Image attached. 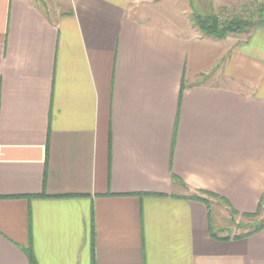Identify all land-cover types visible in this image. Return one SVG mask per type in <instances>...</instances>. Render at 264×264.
Segmentation results:
<instances>
[{
  "label": "crops",
  "instance_id": "crops-1",
  "mask_svg": "<svg viewBox=\"0 0 264 264\" xmlns=\"http://www.w3.org/2000/svg\"><path fill=\"white\" fill-rule=\"evenodd\" d=\"M152 1L0 0V264H264V231L217 241L188 198L258 210L264 24L180 35L133 16Z\"/></svg>",
  "mask_w": 264,
  "mask_h": 264
},
{
  "label": "trees",
  "instance_id": "trees-1",
  "mask_svg": "<svg viewBox=\"0 0 264 264\" xmlns=\"http://www.w3.org/2000/svg\"><path fill=\"white\" fill-rule=\"evenodd\" d=\"M189 9L191 12L190 17L193 29L202 38L210 41L224 42L231 36L248 37L258 25L264 24V6H261L258 11H251L248 18L238 16L229 17V15L224 18L220 12H213L209 15L201 14L195 10L192 1ZM188 198L206 205L209 212L210 235L217 241H240L264 231L263 220L256 226H247L251 230L240 234H235L231 230L229 231L225 230V228L219 227L215 220L216 207L223 205L228 209L230 223L237 225L238 228L241 229L243 228V223L238 222V219L252 221L262 215L264 209V196L261 199L258 210L255 214H241L229 206V203L223 198L211 192L199 191ZM213 201H216V203H213ZM31 260L33 262V259Z\"/></svg>",
  "mask_w": 264,
  "mask_h": 264
},
{
  "label": "rangeland",
  "instance_id": "rangeland-1",
  "mask_svg": "<svg viewBox=\"0 0 264 264\" xmlns=\"http://www.w3.org/2000/svg\"><path fill=\"white\" fill-rule=\"evenodd\" d=\"M42 2L49 11L50 15H55L56 12L66 10L67 0H56L57 3H49L50 0H44ZM51 2V1H50ZM223 2H228L224 0ZM249 2V1H248ZM253 2V0H251ZM256 2V3H255ZM249 6H223L218 10L222 14V17L226 18L232 16H238L242 18H248L251 11H258L261 6L255 1ZM187 0H156L145 4L137 5L132 11L134 17L146 20L149 23H156L164 26L172 32L180 35L197 34L191 25L190 9ZM54 4H57L55 6ZM225 5V4H224ZM216 203V201H213ZM228 209L223 205H219L215 209V220L219 227L225 228V230H231L235 234L250 231L251 229L247 226L253 227L264 221V209L262 215L255 220H242L238 219V222L243 223V228H238L237 225H233L229 221Z\"/></svg>",
  "mask_w": 264,
  "mask_h": 264
}]
</instances>
